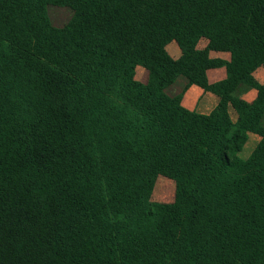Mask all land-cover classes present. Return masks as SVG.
<instances>
[{
  "label": "trees",
  "instance_id": "16d2710c",
  "mask_svg": "<svg viewBox=\"0 0 264 264\" xmlns=\"http://www.w3.org/2000/svg\"><path fill=\"white\" fill-rule=\"evenodd\" d=\"M258 67L264 0H0V264H264ZM181 75L209 113L166 93Z\"/></svg>",
  "mask_w": 264,
  "mask_h": 264
},
{
  "label": "crops",
  "instance_id": "0c3cea01",
  "mask_svg": "<svg viewBox=\"0 0 264 264\" xmlns=\"http://www.w3.org/2000/svg\"><path fill=\"white\" fill-rule=\"evenodd\" d=\"M204 44H205V42H203L200 47H203ZM166 50L171 55V57H173V58H177L180 55V50H179L178 46L176 45V43L173 41L166 45ZM210 56L211 57H220L223 59L229 58L228 53L216 52V51H211ZM137 71L140 72L141 75H143V78L140 79V81H142V82L145 81L146 75H147L146 70L143 67L140 68V66H137L136 67V74H135L136 79H137ZM206 74H207V79L209 82H215V81L221 80L225 77V69L223 67L215 68V69H209V70H207ZM254 76L259 82H261V83L264 82V68L258 67L254 72ZM183 82L184 83H183L182 89L180 91L176 92L174 89V91H172L171 93H168V95H175V94L183 91L181 104L184 107H186L187 109L194 110V111H197L199 113H204V114L209 113L216 106V104L218 102V98L216 95H214L210 92L203 91V89L201 87H199L198 85H195V84H191V85L186 86V83H187L186 78L183 80ZM166 89H165V91H166ZM240 96L247 101H251L256 96V90L252 89V88L248 89L247 91H245ZM229 114H230V111H229Z\"/></svg>",
  "mask_w": 264,
  "mask_h": 264
},
{
  "label": "rangeland",
  "instance_id": "374dc122",
  "mask_svg": "<svg viewBox=\"0 0 264 264\" xmlns=\"http://www.w3.org/2000/svg\"><path fill=\"white\" fill-rule=\"evenodd\" d=\"M47 13H48V16H49V19L52 25L56 27H61L65 23H67V21L72 16L73 12L68 7L49 5L47 7ZM202 43L203 41H200L198 47H200ZM142 78H143V75H141V73L137 71V79L140 80ZM184 79H185L184 76L182 75L179 76L172 85L167 87L166 93L167 94L171 93L172 91H174V89L176 92L180 91L182 89ZM247 90L248 89L244 90L240 88L238 92L240 93V95H242ZM229 111H230L231 118L234 120L236 118V114L233 108L229 107ZM258 140H259L258 135L254 133H249L246 143L244 144V146L239 152V156L245 159L250 154V152L253 150ZM174 191H175L174 181L165 176L159 175L156 178V181L154 183L153 189L151 191L150 199L152 201H158V202H171L174 197Z\"/></svg>",
  "mask_w": 264,
  "mask_h": 264
}]
</instances>
